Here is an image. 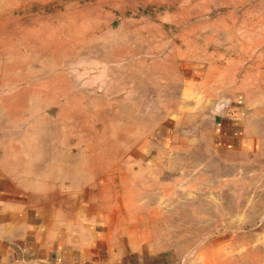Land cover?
Returning <instances> with one entry per match:
<instances>
[{"label":"rangeland","instance_id":"1","mask_svg":"<svg viewBox=\"0 0 264 264\" xmlns=\"http://www.w3.org/2000/svg\"><path fill=\"white\" fill-rule=\"evenodd\" d=\"M2 82L27 156L88 177L111 239L264 264V0H0ZM233 127L258 149L220 148Z\"/></svg>","mask_w":264,"mask_h":264},{"label":"crops","instance_id":"2","mask_svg":"<svg viewBox=\"0 0 264 264\" xmlns=\"http://www.w3.org/2000/svg\"><path fill=\"white\" fill-rule=\"evenodd\" d=\"M0 88L10 86L2 82ZM5 101L0 97V264H161L160 256L138 255L142 245L130 241L123 247L119 238H110L105 216L88 207V177L74 182L67 162L41 161L34 141L27 156L26 115L11 114ZM234 110L230 117L238 122ZM216 136L217 145L231 151L259 147L242 137L240 127Z\"/></svg>","mask_w":264,"mask_h":264}]
</instances>
